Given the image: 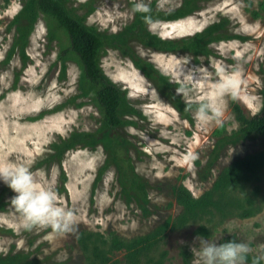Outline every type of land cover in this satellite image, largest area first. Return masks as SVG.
I'll list each match as a JSON object with an SVG mask.
<instances>
[{"label":"rangeland","instance_id":"1","mask_svg":"<svg viewBox=\"0 0 264 264\" xmlns=\"http://www.w3.org/2000/svg\"><path fill=\"white\" fill-rule=\"evenodd\" d=\"M262 1L203 0L201 10L191 16L152 24L149 30L154 34L164 39H177L192 36L221 18H229L228 33L248 37L246 41L234 39L216 43L211 47L214 55L200 57L198 62L188 53L159 52L131 40L132 54L153 63L172 83L179 85L177 89H191L188 97L179 94L193 105L190 120L183 117L135 66L131 53L116 47H108L103 53L101 62L105 73L127 90L133 105L143 112L141 118H130L135 125L120 128L118 134L132 142L131 164L148 185L151 211L148 216L143 215L135 201L122 196L118 169L114 165L101 174L100 169L107 159L102 145L70 151L61 165L43 163L54 141L67 137L74 130L96 131L100 115L90 99L70 101L79 93L80 67L75 59L69 60L66 73H63L58 61L61 45L59 41L49 42L43 15L30 37L26 64L18 53L8 58L17 36V26L11 24L22 9L23 0H0V162L27 164L32 170L43 169L49 186L59 197L58 202L76 215L73 231L64 235L53 234L50 228L25 231L19 227L18 214L10 205L15 194L0 182V204H6L0 209V226L14 231V235L0 234V254L14 249L51 261L89 264L77 242L83 231L132 238L150 233L168 220L174 223L183 213V207L174 196L175 186L182 184L199 198L212 190L226 167L246 156L264 152V138H257L224 147L218 158L213 153L219 139L215 135L217 128L223 126L225 134L239 128L231 105L232 92L247 116L255 115L262 106L264 19H256L251 13ZM182 2L68 0L67 5L79 16H85L87 25L102 33L114 34L133 21L134 3L147 7L156 3L158 9L167 11L178 8ZM248 2L252 3L250 11ZM204 71L208 73L207 80L202 75ZM229 78L232 92L217 97L212 85ZM209 94L222 110L219 124L215 120L201 124L194 119L199 99ZM82 101L84 106H78ZM43 111L54 112L41 120H30ZM192 154L196 155L195 160L191 159ZM62 168L68 177L67 193L59 191ZM205 176L208 178L204 179ZM260 176L246 189L245 197L249 201H242L246 209L254 211L253 215L245 217L243 211L224 218L208 215L182 227H170L154 256L159 258L166 250L162 264H182L179 247L185 246L192 252V248L198 247V236L215 238L219 235L217 243L227 238L247 242L251 249L247 264H253V258L264 253V173ZM202 228L206 235L201 232ZM110 264H125V252L115 253ZM257 264H264V259H259Z\"/></svg>","mask_w":264,"mask_h":264},{"label":"trees","instance_id":"2","mask_svg":"<svg viewBox=\"0 0 264 264\" xmlns=\"http://www.w3.org/2000/svg\"><path fill=\"white\" fill-rule=\"evenodd\" d=\"M202 1L183 0L178 8L167 11L158 9L156 3H152L148 6L147 12L137 10L134 3L132 6L135 16L131 24L119 33L106 34L94 26L87 25L85 16H79L72 8L68 7V0H23L22 9L11 24V26H17V36L11 46L8 58L10 59L14 53H18L26 64L29 60L26 49L30 37L39 18L43 15L47 21L49 42L59 41L61 45L58 61L62 64L63 73H66L69 60L75 59L80 67L79 93L70 101L75 103L78 100L90 99L100 115V126L96 131L74 130L67 137H59L54 141L51 144V153L43 160L44 164L58 163L61 165L66 154L70 151L78 148L95 149L98 145H102L107 153V159L105 165L100 169L101 174L114 165L118 169L122 196L135 201L143 215L151 214L148 208V185L135 172L131 164L129 151L132 142L118 134L120 128L135 125L136 123L130 118H141L143 112L133 105L127 90L115 83L105 73L101 60L108 47L121 48L132 54L129 44L133 39L141 42L145 47L159 52L191 54L197 62L200 57L214 55L211 47L216 43L248 39L243 35L228 33L227 28L231 24L229 18H221L220 21L208 25L192 36L177 39H164L149 30L145 16L155 22L177 21L200 11ZM248 4L250 11L252 3L248 2ZM251 13L256 19H264V1L259 3L257 10H251ZM132 57L135 66L142 71L145 77L154 83L158 91L183 117L190 120V110L193 105L185 102L176 93L179 85L172 83L170 78L158 70L153 63L134 53ZM261 95L262 106L259 112L253 116H247L235 96L232 95V110L239 123V128L231 134H225L223 126L217 128L215 135L219 139L213 150L217 158L220 151L228 145L234 146L242 142L264 138V87L261 90ZM84 104L82 101L77 105L84 106ZM54 111H43L35 117H30V120H41L48 113ZM263 173L264 152L246 156L226 167L218 176L212 190L199 198H195L184 185L175 186L174 196L177 203L183 207V213L177 217L174 223L168 220L154 231L132 238H124L116 233L103 235L83 231L78 236L77 242L89 264H110L112 257L118 252H125V264H162L167 251H162L159 258H156L154 253L164 240L168 228L182 227L192 220H199L208 215L224 218L239 211H243L245 217L253 215L254 211L246 209L242 205V201H249V198L245 197L246 189L251 181L259 180ZM207 178L208 176H205L204 179ZM67 181L68 177L62 168L59 188L61 193H67ZM239 195H243V197ZM5 206V203H1L0 209H4ZM202 230L203 228L201 229L203 233ZM0 234L14 235V231L0 226ZM228 240L231 238H227L225 241ZM178 253L182 264H193V254L187 247H179ZM0 264H67V262L51 261L49 258H39L32 256L29 252H16L12 249L7 254H0Z\"/></svg>","mask_w":264,"mask_h":264},{"label":"clouds","instance_id":"3","mask_svg":"<svg viewBox=\"0 0 264 264\" xmlns=\"http://www.w3.org/2000/svg\"><path fill=\"white\" fill-rule=\"evenodd\" d=\"M136 9L148 11V7L143 3H137ZM146 22L151 29L152 21L145 16ZM207 80L208 73H202ZM186 79H188L186 77ZM197 81V87H199ZM212 88L217 97H222L225 93L232 92L231 78L226 81H216ZM177 94L185 97L189 96L191 89L181 87L176 90ZM235 95L234 92H232ZM222 110L213 101L211 94L201 97L194 110V119L201 124H207L215 120L221 122ZM191 159L195 160L196 155L192 154ZM0 182L6 184L15 194L11 198L10 205L14 212L18 214L19 227L25 231L34 228H50L53 234L64 235L73 231L76 224V215L70 208L59 203L57 193L49 186L43 169L32 170L30 165L15 162H0ZM215 238H205L198 236V247L193 249V264H247V257L251 251L247 242L231 239L217 243ZM259 259H264V253L253 258V264H257Z\"/></svg>","mask_w":264,"mask_h":264}]
</instances>
